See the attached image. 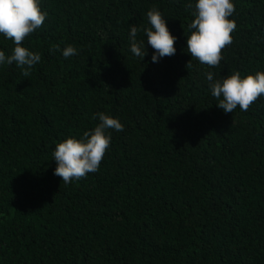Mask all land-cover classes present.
<instances>
[{
  "label": "trees",
  "instance_id": "1",
  "mask_svg": "<svg viewBox=\"0 0 264 264\" xmlns=\"http://www.w3.org/2000/svg\"><path fill=\"white\" fill-rule=\"evenodd\" d=\"M197 2L40 0L48 16L22 46L41 60L28 76L0 65V264H264V95L225 113L205 75L264 71V0H232L218 67L187 52ZM153 8L177 37L158 62ZM14 47L0 34L6 56ZM100 112L124 129L108 130L98 171L64 184L53 152Z\"/></svg>",
  "mask_w": 264,
  "mask_h": 264
},
{
  "label": "clouds",
  "instance_id": "2",
  "mask_svg": "<svg viewBox=\"0 0 264 264\" xmlns=\"http://www.w3.org/2000/svg\"><path fill=\"white\" fill-rule=\"evenodd\" d=\"M193 13L195 19L190 24L194 29L187 39V52L192 59L202 65L218 67L223 57V50L233 43L232 33L237 24L229 19L235 12L232 0H198ZM48 16L41 10L40 0H0V34L12 40L15 47L11 55L0 50V65H12L24 69L23 75L28 76L31 68L41 56L39 53L22 46L23 42L40 28ZM150 27L145 29L147 44L155 50L152 62L176 53L177 37L170 32L162 13L153 8L147 13ZM137 26L130 29L131 52L141 60L147 55L145 42H137L139 31ZM53 51V49H50ZM75 47L69 45L63 51L65 58L77 55ZM191 59V60H192ZM189 69L191 61L186 65ZM211 94L216 98L217 107L225 113H233L239 106L241 111L249 107L264 95V71L241 76L239 71L227 76L222 81L214 79V73H205ZM100 123L92 131H85L81 138L69 137L57 144L53 156L57 163L54 175L62 178L64 184L85 178L89 173L98 171L107 150L111 145V132L123 131L124 125L119 119L103 112L94 115Z\"/></svg>",
  "mask_w": 264,
  "mask_h": 264
}]
</instances>
